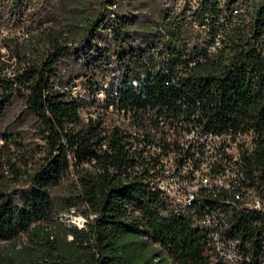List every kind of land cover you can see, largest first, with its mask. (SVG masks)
<instances>
[{"label":"trees","instance_id":"1","mask_svg":"<svg viewBox=\"0 0 264 264\" xmlns=\"http://www.w3.org/2000/svg\"><path fill=\"white\" fill-rule=\"evenodd\" d=\"M156 101L172 113L182 101L188 120L197 108L211 130L254 132L237 170L264 194V0H0V245L27 237L32 258L45 239L49 264H261L263 211L204 193L194 211L225 210L230 261L129 169L137 152L109 105ZM136 116L144 132L158 127ZM78 206L95 214L86 228L59 219Z\"/></svg>","mask_w":264,"mask_h":264},{"label":"built area","instance_id":"2","mask_svg":"<svg viewBox=\"0 0 264 264\" xmlns=\"http://www.w3.org/2000/svg\"><path fill=\"white\" fill-rule=\"evenodd\" d=\"M215 43L217 44L218 41ZM91 95H102L103 98L101 90H96ZM172 103L174 102L156 101L145 106H136L130 103L127 105L115 104L114 109L128 115L143 114L149 118H156L161 122V128L167 131V126L170 125L171 119H177V126L185 125L183 110L186 106L181 107L184 104L181 101L179 103L180 113H171ZM192 112H194V120L192 126H187V132H176L171 135L177 136L178 139L189 137V144H185V151H178V157L197 160V158H201V151L205 148V140H215V148L211 149L209 161H215V167L225 168V161H231V156H241L243 151L250 149L248 147V139H253L254 132L234 127H227L220 131L211 130L205 126L203 117L198 120L200 112L197 111V108H192ZM148 147L149 150L153 151L154 147L150 145ZM162 148L167 151V147ZM143 167H147V161H143ZM168 167L170 168V175H149V178L143 181L155 187L165 188L163 197L171 207V210L190 212L195 223L207 224L206 243H210L213 248L215 244H224L228 254L238 260L240 256L237 253V239L228 237L226 233L228 226L224 224V209L221 207L210 208L209 203L202 206L200 213L195 212L194 209L202 201L204 193L209 194V197H217L218 200H227L229 203L236 205V197L244 196V188L253 187V195L247 196L248 204L236 205V207L244 210L247 208L264 210V194L260 193V189H256L255 186L240 185V175L239 181L218 184L213 176L210 175V169H204L199 166L203 171L209 172V180L198 181L193 179L191 175H182V169L176 165ZM129 169L135 170V168ZM261 264H264V260Z\"/></svg>","mask_w":264,"mask_h":264},{"label":"bare ground","instance_id":"3","mask_svg":"<svg viewBox=\"0 0 264 264\" xmlns=\"http://www.w3.org/2000/svg\"><path fill=\"white\" fill-rule=\"evenodd\" d=\"M107 85L108 82L105 83V86ZM72 88H73L72 90H76V86ZM72 92L76 93L77 91H72ZM101 93L103 94V98L102 97L98 98L99 95H92V96L98 99V101H102L105 98V91L101 90ZM114 106L115 104L111 103L109 105V110L114 115L115 120H117L116 121L117 124L120 126H124L125 131H128L132 137L133 140V143L131 145L132 152L134 153L137 152V157H139L136 158V162L138 164L136 165L135 170L138 171L140 175H143V180H147L149 178V175H170V168L168 166L176 165L178 168L182 169V175H191L193 179H197L198 181L209 180V172L203 171V169L201 168L210 169V175L213 176L214 180L218 184H228L232 181H239V173H238L239 170H237V166L241 162L240 156H231V161H225L226 169L223 167H215V161H209V158L211 156V149L215 148V140H205V148H203L201 151V158H197V160L184 159L182 157H178V151H185V144H189V137H182V139H178L177 136H171V135H174L176 132L186 133L187 126H192L194 119L193 120L185 119L186 108H184L183 110V120H185V125L177 126V119H171L170 125L167 126V131H165L163 128H161V122L158 121V119L156 118H149L143 114L128 115L125 114L124 112H119V110L114 109ZM172 106L173 103L171 105V113L173 111ZM84 113L85 112H83V114ZM136 115L146 116L151 120L152 119L157 120L158 124L156 125H158V127L155 128L151 126L147 132L146 131L144 132L141 129L142 127L138 126L139 124L135 121ZM164 137L167 138L166 141H164ZM252 140L253 139H248V147L252 146L251 143ZM148 145L154 147L153 151L149 150ZM162 147H167V151H164ZM143 161H147V167H143ZM199 166H201V168H199ZM242 170H241V175H242ZM148 185L151 187L152 190L160 191L163 196L165 195V188L155 187L151 184ZM252 195H253V191L248 190L246 196H237L236 200L240 202L242 201L244 205H246L248 204L247 196H252ZM219 201L231 204L227 200H219ZM247 209L259 210L264 212L263 209H255V208H247ZM175 212L181 213L183 211L175 210ZM225 214L226 212L224 210V224H225ZM94 216L95 214L85 215L80 212H77L75 209H72L71 211H69V214L61 213L60 220L69 225H75L78 228H86L90 219H92ZM64 217H67V219ZM197 224L200 227L204 228L205 231H207V224L205 223H197ZM70 237L72 238V236ZM215 247L217 249V252L219 251V253L220 252L223 253L228 260L230 261L237 260L228 254L224 244H215L214 248Z\"/></svg>","mask_w":264,"mask_h":264},{"label":"rangeland","instance_id":"4","mask_svg":"<svg viewBox=\"0 0 264 264\" xmlns=\"http://www.w3.org/2000/svg\"><path fill=\"white\" fill-rule=\"evenodd\" d=\"M3 34L6 36H11L13 38V40L10 41H17L18 43H24L26 42L27 39H29L28 34L24 33V30H9V29H4L3 30ZM9 41V42H10ZM13 47H15V44L13 43ZM2 52H3V58L5 60L10 61L12 64H15L19 61V58L16 56L17 54L14 53L13 56H10V50H8V48L6 46L2 47ZM13 67L9 68V72L12 71ZM78 85L76 86V90H82L84 91V86L82 81L79 79L77 80ZM102 96L99 95L98 98H101ZM84 115L86 116L87 113L85 112ZM65 186H67L69 183L67 181H65L63 183ZM83 207L78 206L76 207V211L82 213L83 212ZM63 214H69V211H64L62 212ZM84 214V213H82ZM61 215V214H60ZM67 219V217H64ZM60 219V218H59ZM65 219V220H66ZM65 223V222H63ZM67 224V223H65ZM69 225V224H68ZM53 230L55 229L54 226H52ZM53 234H55V231L53 232ZM54 237V235H52V238ZM68 240H71V237L68 236ZM32 242H30L27 237H22L21 239L18 240V242L16 243V245H13L11 242H3L0 245V259H2L3 257L7 258V257H11V261L13 264H31L33 263L32 258H35L36 261L40 264H49V262H47L45 259V257H47V252H42V251H46L47 250V244L45 243V239H43V243L42 248L38 251H36L35 253L32 254V258L30 256V251H35V249H33L31 246H27L28 244H31ZM33 251V252H34ZM40 255V256H39Z\"/></svg>","mask_w":264,"mask_h":264}]
</instances>
